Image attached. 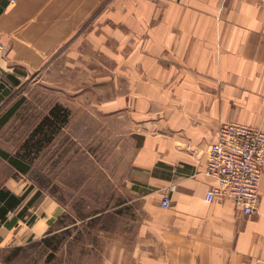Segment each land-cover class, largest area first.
Here are the masks:
<instances>
[{"label":"crops","instance_id":"0c3cea01","mask_svg":"<svg viewBox=\"0 0 264 264\" xmlns=\"http://www.w3.org/2000/svg\"><path fill=\"white\" fill-rule=\"evenodd\" d=\"M84 42L107 66L95 112L125 122L132 139L125 183L134 205L104 211L112 229L97 231L102 245L69 226L55 231L62 245L101 253L96 264H264V173L251 215L231 200H205L218 127L264 132V0H0V95L20 71ZM14 183L0 189L21 197ZM27 202L0 215V248L11 239L46 245V205L20 228Z\"/></svg>","mask_w":264,"mask_h":264},{"label":"rangeland","instance_id":"374dc122","mask_svg":"<svg viewBox=\"0 0 264 264\" xmlns=\"http://www.w3.org/2000/svg\"><path fill=\"white\" fill-rule=\"evenodd\" d=\"M89 56L85 42L74 50L69 45L45 65L20 71V80L8 81L1 92L0 117L12 107L15 111L0 129V149L11 156L26 150L29 156L25 174L0 158V185L13 176L15 189L22 186L29 203L23 230L32 228L39 205H46L48 236L45 246L11 239L0 248V264H96L101 253L87 252L80 243L64 246L66 238L60 237L62 233L56 237L55 231L69 226L68 231L83 232L85 237L93 236L87 233L92 231L98 247L102 239L97 231L103 224L112 229L110 221L101 220L104 211L120 203L134 205L129 204L134 197L125 183L132 139L125 122L106 121L95 112L105 87L104 64ZM92 215L100 217L88 220ZM43 229L44 224L36 228Z\"/></svg>","mask_w":264,"mask_h":264},{"label":"built area","instance_id":"2783aa9c","mask_svg":"<svg viewBox=\"0 0 264 264\" xmlns=\"http://www.w3.org/2000/svg\"><path fill=\"white\" fill-rule=\"evenodd\" d=\"M205 173L215 180L205 194L208 203L227 199L245 215L255 213L264 173V132L237 122L221 124L206 151ZM161 206L170 209V199L164 197Z\"/></svg>","mask_w":264,"mask_h":264},{"label":"trees","instance_id":"16d2710c","mask_svg":"<svg viewBox=\"0 0 264 264\" xmlns=\"http://www.w3.org/2000/svg\"><path fill=\"white\" fill-rule=\"evenodd\" d=\"M12 81L16 83L17 79H13ZM14 111L15 107H12L0 117V129L12 117ZM28 156L29 154L26 152V150L22 155L11 156L8 152L0 149V158L7 161L9 165L23 174L27 173L28 171V163L26 161ZM23 199L24 196L17 197L13 194H10L8 190H5L3 188L0 189V204L4 203V205H6V208H4L2 212H0V215L6 214V212H8V210L11 209L13 205H18L23 201Z\"/></svg>","mask_w":264,"mask_h":264}]
</instances>
